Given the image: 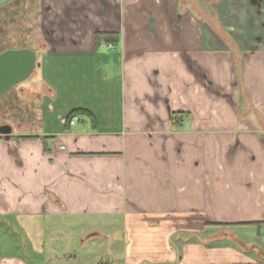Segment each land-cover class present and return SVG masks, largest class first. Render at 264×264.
Segmentation results:
<instances>
[{
    "label": "crops",
    "instance_id": "0c3cea01",
    "mask_svg": "<svg viewBox=\"0 0 264 264\" xmlns=\"http://www.w3.org/2000/svg\"><path fill=\"white\" fill-rule=\"evenodd\" d=\"M219 4L0 0L46 50L0 96V264H264V0Z\"/></svg>",
    "mask_w": 264,
    "mask_h": 264
},
{
    "label": "rangeland",
    "instance_id": "374dc122",
    "mask_svg": "<svg viewBox=\"0 0 264 264\" xmlns=\"http://www.w3.org/2000/svg\"><path fill=\"white\" fill-rule=\"evenodd\" d=\"M198 1V4L200 6V8L203 10L204 12V16L206 18V20H210V21H213V20H218L217 18V11L220 12L221 11V5L219 4L220 3V0H197ZM62 4H54V14H55V26H60L61 25V22L62 21H65L67 19H63L62 18V15H61V12H62V7H61ZM71 8H70V12H71V16L75 15V17H78V11H79V4H70ZM34 7V6H33ZM28 15L27 16H31L34 17V9H30L29 7V10H28ZM0 32H6L8 33L7 35H2V39L4 41H8L9 42H17V37H19L17 35V31H19V29H22L21 31L23 32H26L28 31V34H29V22L30 20L29 19H22V24L21 26H19L18 24L21 23L20 20H17V19H14L13 17V13L11 12V14H3V13H0ZM24 16V14H23ZM26 15H25V18H28ZM62 19V20H61ZM72 19L73 23L69 22V24H67L68 26H78L77 24V18L73 19V18H70V20ZM68 20V21H70ZM19 22V23H18ZM24 22H27L26 24ZM36 23V22H35ZM16 24V25H15ZM66 25V26H67ZM18 27V30H16ZM31 35H27V36H23V37H26V38H30ZM2 40V41H3ZM36 40V45L38 47H40V49H42L41 51H38L36 52L37 55H40L42 53H46V50L43 46L45 40L42 39V37H38V38H35ZM17 44V43H16ZM19 44V43H18ZM17 44V45H18ZM23 44H26V43H23ZM109 48H112V46H110ZM0 51H2V49L0 48ZM39 53V54H38ZM38 58V57H37ZM36 69L33 71L32 75L25 81V82H22L18 85H16V87L18 88L19 86H27L28 84H33L34 87H40V84L38 83L36 77ZM38 90H41V87L38 89ZM253 230V234H255V229H252ZM93 233V232H92ZM90 235V234H89ZM26 236L27 238H29L30 236V231H26ZM88 236V234H87ZM89 240V239H88ZM87 240V241H88ZM263 241V244H264V238L261 239ZM49 242V240H48ZM92 242H97V241H94L93 239L90 241H88V243L86 242V244H92ZM108 245L109 243L108 242H102V243H99V247L96 248L95 250H97V258L95 259V261H97L98 264H112V260H111V256L108 252ZM89 245H87L86 247H88ZM70 248L71 250L70 251H73L75 250L76 252L77 249L79 250H82V247L80 246L79 243H76L74 244V248L71 247L70 245ZM70 251H67L66 253H69ZM79 264V263H78ZM114 264H117L116 262Z\"/></svg>",
    "mask_w": 264,
    "mask_h": 264
},
{
    "label": "water",
    "instance_id": "95a60500",
    "mask_svg": "<svg viewBox=\"0 0 264 264\" xmlns=\"http://www.w3.org/2000/svg\"><path fill=\"white\" fill-rule=\"evenodd\" d=\"M36 59L35 51L29 48L9 49L0 53V96L32 75ZM0 133L8 135L10 128L0 127Z\"/></svg>",
    "mask_w": 264,
    "mask_h": 264
},
{
    "label": "trees",
    "instance_id": "16d2710c",
    "mask_svg": "<svg viewBox=\"0 0 264 264\" xmlns=\"http://www.w3.org/2000/svg\"><path fill=\"white\" fill-rule=\"evenodd\" d=\"M94 41H95V48L97 49L98 46H101L103 44H114L118 41V38L115 34H109V33H95L94 35ZM1 53V52H0ZM78 115H85V116H90V114L85 111V110H81V109H76V110H73L71 111L67 117H66V124L68 125V123L70 122V120L75 117V116H78ZM179 116L178 115H173L172 117V122L173 124H176V120ZM251 225H254L257 229L259 228H264V224H260V223H254V224H251Z\"/></svg>",
    "mask_w": 264,
    "mask_h": 264
},
{
    "label": "built area",
    "instance_id": "2783aa9c",
    "mask_svg": "<svg viewBox=\"0 0 264 264\" xmlns=\"http://www.w3.org/2000/svg\"><path fill=\"white\" fill-rule=\"evenodd\" d=\"M111 45H109V47H110ZM77 121V117L75 116V117H73L71 120H70V122H69V124L72 126V125H74V123Z\"/></svg>",
    "mask_w": 264,
    "mask_h": 264
}]
</instances>
